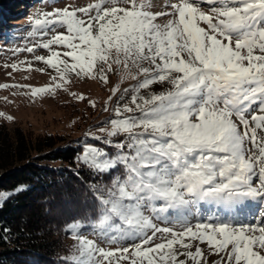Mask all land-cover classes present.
Listing matches in <instances>:
<instances>
[{"label": "snow or ice", "instance_id": "1", "mask_svg": "<svg viewBox=\"0 0 264 264\" xmlns=\"http://www.w3.org/2000/svg\"><path fill=\"white\" fill-rule=\"evenodd\" d=\"M154 7L153 0H65L32 21L28 36L39 39L12 50L48 52L34 59L56 73L52 84L0 85L32 97L68 92L73 76L107 84L115 71L138 81L116 98L102 135L88 134L103 147L85 141L77 156L93 178L87 223L116 246H99L79 220L70 222L65 230L77 244L65 264H201L194 242L220 257L215 264H264V0ZM25 63L30 69V61L4 67ZM164 82L168 90L141 95Z\"/></svg>", "mask_w": 264, "mask_h": 264}, {"label": "trees", "instance_id": "2", "mask_svg": "<svg viewBox=\"0 0 264 264\" xmlns=\"http://www.w3.org/2000/svg\"><path fill=\"white\" fill-rule=\"evenodd\" d=\"M24 6L22 0H0V19L11 21ZM5 32L0 20V34ZM76 142L0 123V264H65L66 226L76 220L88 225L94 215L93 178L77 163L83 147Z\"/></svg>", "mask_w": 264, "mask_h": 264}, {"label": "rangeland", "instance_id": "3", "mask_svg": "<svg viewBox=\"0 0 264 264\" xmlns=\"http://www.w3.org/2000/svg\"><path fill=\"white\" fill-rule=\"evenodd\" d=\"M35 1V2H34ZM96 0H72L73 6H86L88 3H95ZM174 2V0H153L155 7L153 11H164V4ZM24 7L16 9L13 16H10L11 21H4L0 19L5 25V32L0 34V85H27L32 88L45 87L52 84L51 77L56 73L48 68L43 62L36 61L34 55H48L47 50L37 49L35 54L21 52L18 55H13L12 50L16 48H23L25 45L31 46L39 37L30 38L29 31L32 30V21L38 18L40 14L45 11H52L53 8L65 7V0H22ZM18 8V7H16ZM8 12H11L8 9ZM167 17H162L158 22H164ZM11 24V25H9ZM64 31V29H58ZM17 33V34H15ZM48 37H44L47 39ZM60 50V49H57ZM21 61H30L31 67L27 63L20 65L19 71H13L11 67H4L5 64L20 63ZM43 69V71H40ZM138 83L137 80L124 79L121 74L113 72L109 74V81L107 84L99 80H91L88 78L80 79L73 76L72 83L68 85V92L62 89L56 90L55 95L43 94L37 97H32L25 88H0V123L7 125L9 130L16 127L22 128L26 132L32 133L34 136L52 134L66 138V141H77L75 145L81 144L84 147V142L90 139L88 134L90 132L95 135H102L98 129L103 122L113 118V107L116 103V98L126 88H131ZM170 88L167 82L157 83L150 86L148 89H142L141 95L149 96L151 94H159ZM119 89L115 96L112 95V90ZM76 96L83 95L85 100L76 99L71 94ZM112 96V101L109 103V97ZM128 99V98H126ZM95 102V108L91 106ZM107 105L108 111L103 109ZM11 117V119H7ZM81 139V140H80ZM89 145H102L94 142H87ZM205 206L202 204L201 208ZM146 215H151L146 213ZM168 215H172L171 212ZM161 227L171 226L159 221H154ZM81 224V231L88 239H92L101 247H115L116 245H109L108 241L103 240L91 227L85 223ZM178 229V225L176 226ZM159 242V241H156ZM128 243V242H123ZM77 241L69 237L67 246L69 247V254L75 248ZM204 252V258L201 264H215L220 259L219 256L210 254L206 244H199L194 242L192 251L196 250V246ZM65 257V259H66ZM180 259H186L181 256ZM188 264H192L189 260Z\"/></svg>", "mask_w": 264, "mask_h": 264}]
</instances>
